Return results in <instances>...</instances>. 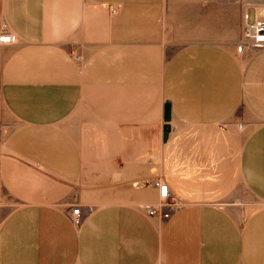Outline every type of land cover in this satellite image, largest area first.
Wrapping results in <instances>:
<instances>
[{
    "label": "crops",
    "instance_id": "0c3cea01",
    "mask_svg": "<svg viewBox=\"0 0 264 264\" xmlns=\"http://www.w3.org/2000/svg\"><path fill=\"white\" fill-rule=\"evenodd\" d=\"M233 1L0 0L4 95L41 114L0 143V264H264V0Z\"/></svg>",
    "mask_w": 264,
    "mask_h": 264
},
{
    "label": "built area",
    "instance_id": "2783aa9c",
    "mask_svg": "<svg viewBox=\"0 0 264 264\" xmlns=\"http://www.w3.org/2000/svg\"><path fill=\"white\" fill-rule=\"evenodd\" d=\"M244 18L242 42L237 46V49L242 51L246 46L264 47V19L256 16L253 20H249L248 15H245ZM17 41L18 36L16 34L8 32L4 28L0 29V45H12ZM153 186L158 192V203L146 206L145 210L149 216L159 215L167 219L180 207L181 202L171 193L169 186L163 179L154 180ZM80 210L81 208L77 207L72 211V220L75 224H79L81 221Z\"/></svg>",
    "mask_w": 264,
    "mask_h": 264
},
{
    "label": "rangeland",
    "instance_id": "374dc122",
    "mask_svg": "<svg viewBox=\"0 0 264 264\" xmlns=\"http://www.w3.org/2000/svg\"><path fill=\"white\" fill-rule=\"evenodd\" d=\"M182 3H187V2H181V1H170L168 4L172 6V8H177V10H174L173 15H186V9L182 8L180 9V4ZM190 3V2H189ZM196 5V11L195 14L197 13V10L203 8L202 6L204 3H209V2H204V1H195L193 2ZM234 1L228 0V4H233ZM199 6V7H198ZM205 11L207 12L206 8H204ZM171 12V9H170ZM191 12V11H190ZM202 13V12H200ZM191 14V13H190ZM204 14V13H202ZM237 16V19H236ZM227 27L228 31L230 30H235L236 27L239 28V18H238V8L237 7H230L228 8L227 12ZM244 25V24H243ZM243 25L240 26V33L242 37V28ZM232 32H228V36L231 35ZM171 36H186L182 34H170ZM4 89L2 88V85L0 83V143L4 141L7 136L19 125H21L25 119H39L41 117V114L39 113H30V114H23V113H17V106L13 103V97L10 96H5Z\"/></svg>",
    "mask_w": 264,
    "mask_h": 264
},
{
    "label": "water",
    "instance_id": "95a60500",
    "mask_svg": "<svg viewBox=\"0 0 264 264\" xmlns=\"http://www.w3.org/2000/svg\"><path fill=\"white\" fill-rule=\"evenodd\" d=\"M164 120L166 122V124L164 126V140H166L168 138V135L170 132V125H169V122L171 120V105H170V103H167L165 105Z\"/></svg>",
    "mask_w": 264,
    "mask_h": 264
}]
</instances>
